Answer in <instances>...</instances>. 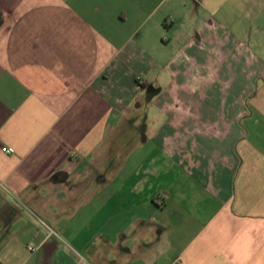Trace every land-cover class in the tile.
Returning <instances> with one entry per match:
<instances>
[{"label": "crops", "instance_id": "obj_1", "mask_svg": "<svg viewBox=\"0 0 264 264\" xmlns=\"http://www.w3.org/2000/svg\"><path fill=\"white\" fill-rule=\"evenodd\" d=\"M0 264H264V0H0Z\"/></svg>", "mask_w": 264, "mask_h": 264}, {"label": "rangeland", "instance_id": "obj_2", "mask_svg": "<svg viewBox=\"0 0 264 264\" xmlns=\"http://www.w3.org/2000/svg\"><path fill=\"white\" fill-rule=\"evenodd\" d=\"M169 81H171V78L166 76L163 79L162 84L167 85ZM155 113L158 112L154 110L152 111V109H150L147 106L145 100L143 101L138 100L136 105L132 106L129 109V111H126L125 114L126 122L123 125V129H122L123 132L118 139V145L125 146L126 142L127 144H129L132 140V137L136 135L138 136V133L141 132V129L145 127V121H144L145 117L148 114H155ZM126 133L127 135L125 136Z\"/></svg>", "mask_w": 264, "mask_h": 264}, {"label": "built area", "instance_id": "obj_3", "mask_svg": "<svg viewBox=\"0 0 264 264\" xmlns=\"http://www.w3.org/2000/svg\"><path fill=\"white\" fill-rule=\"evenodd\" d=\"M3 150H4L6 153H8V154L11 153V151H10L8 148H4Z\"/></svg>", "mask_w": 264, "mask_h": 264}]
</instances>
